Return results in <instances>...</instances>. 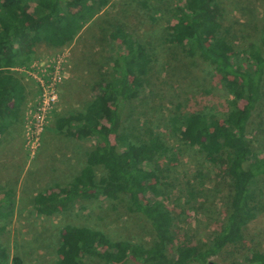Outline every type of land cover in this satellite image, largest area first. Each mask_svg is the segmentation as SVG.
<instances>
[{
    "label": "trees",
    "instance_id": "trees-1",
    "mask_svg": "<svg viewBox=\"0 0 264 264\" xmlns=\"http://www.w3.org/2000/svg\"><path fill=\"white\" fill-rule=\"evenodd\" d=\"M108 1L0 0V143L20 121L26 101V86L12 68L29 64L40 43L53 47L72 43ZM130 3L149 6L148 0ZM173 9L177 20L167 28L166 40L212 64V78L219 80L231 98L226 100L222 115L215 107L176 112L168 117L164 132L137 138L123 128L122 109L148 84L153 56L134 34L115 28L118 44L111 76L96 81L94 96L83 109L56 120L60 131L78 139L95 137L101 143L86 152L83 168L66 185L55 183L37 193L34 207L41 215L53 216L79 201L104 197L114 207L121 205L147 218L155 236L151 243L115 240L96 227L69 223L59 232L55 264H88L87 260L95 264H264V252L255 248L240 261L212 259L228 246L240 244L244 228L259 211L254 184L264 176V154L253 149L248 133L263 97L264 35L262 42L256 39L248 45L255 64L244 65L224 34L221 6L216 0H179ZM183 132L199 147L207 164L231 185L230 210L208 242L175 241L176 217L167 203L170 194L161 186L159 164L165 157L169 162L178 160L167 140ZM98 169L105 173L107 183L98 179ZM13 202L12 191L3 192L0 232L7 227ZM22 263L0 239V264Z\"/></svg>",
    "mask_w": 264,
    "mask_h": 264
},
{
    "label": "rangeland",
    "instance_id": "rangeland-1",
    "mask_svg": "<svg viewBox=\"0 0 264 264\" xmlns=\"http://www.w3.org/2000/svg\"><path fill=\"white\" fill-rule=\"evenodd\" d=\"M148 1L149 6H144L131 5L130 0H109L72 43L60 47L40 43L36 47L31 62L24 66L36 61L45 62L46 67L58 54L64 55L66 61L65 77L58 85L57 105L34 153L28 147L30 124L27 118L31 116L29 111L36 109L39 89L35 79L21 70L24 66L12 68L27 86L28 97L20 121L2 136L0 143V197L7 190L14 196L13 212L6 221L5 231L0 232V239L12 256L22 258V264H55L59 232L69 223L96 227L115 240L151 243L155 236L147 218L121 205L114 207L104 197L79 201L69 210L53 216L41 215L34 207L37 193L55 183L66 185L83 168L86 152L101 143L95 137L78 139L76 135L60 131L56 120L68 112L83 109L94 96L96 81L103 75L111 76L118 44L113 34L115 28L134 34L153 56L148 84L122 109L123 128H128L137 138L164 132L168 117L176 112L215 107L222 115L226 100L231 98L219 80L212 78V64L194 55L195 52L188 54L182 46L166 40L167 28L177 20L173 8L179 0ZM216 1L221 6L224 34L237 49L239 60L244 65H254L248 45L260 39L262 42L264 0ZM208 90L212 92L208 94ZM262 92L248 133L253 149L258 150L260 156L264 154V83ZM167 142L178 160L169 162L165 157L159 168L161 186L170 194L167 203L176 217L175 241L208 242L230 210L231 185L207 164L199 147L191 144L188 134L170 135ZM97 177L107 183L102 169L97 170ZM254 188L259 206L257 217L244 228L240 244L228 246L213 256V260L240 261L252 248L264 252V176L256 180ZM170 254L174 252L171 250ZM87 263L95 264L88 260Z\"/></svg>",
    "mask_w": 264,
    "mask_h": 264
},
{
    "label": "built area",
    "instance_id": "built-area-1",
    "mask_svg": "<svg viewBox=\"0 0 264 264\" xmlns=\"http://www.w3.org/2000/svg\"><path fill=\"white\" fill-rule=\"evenodd\" d=\"M65 61L64 55L58 54L46 64V67L43 66L45 62L38 64V62L35 61L28 67L24 66L21 69L35 79L39 89L36 109L34 112L30 110L29 114H31V116L27 118L30 124L28 131V147L32 153L40 146L41 135L46 129L53 108L57 105L59 99L58 85L62 83L65 77Z\"/></svg>",
    "mask_w": 264,
    "mask_h": 264
},
{
    "label": "crops",
    "instance_id": "crops-1",
    "mask_svg": "<svg viewBox=\"0 0 264 264\" xmlns=\"http://www.w3.org/2000/svg\"><path fill=\"white\" fill-rule=\"evenodd\" d=\"M27 92H28V90H27V86H26V101H27V97H28V93H27ZM26 101H25V102H26ZM23 107H24V106H23Z\"/></svg>",
    "mask_w": 264,
    "mask_h": 264
}]
</instances>
